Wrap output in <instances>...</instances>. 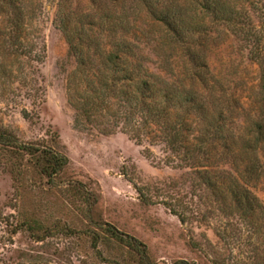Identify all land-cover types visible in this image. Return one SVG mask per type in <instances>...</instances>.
Wrapping results in <instances>:
<instances>
[{"label":"rangeland","instance_id":"374dc122","mask_svg":"<svg viewBox=\"0 0 264 264\" xmlns=\"http://www.w3.org/2000/svg\"><path fill=\"white\" fill-rule=\"evenodd\" d=\"M22 1L28 16L18 45L24 52L12 47L10 23L0 16V128L21 143L51 147L67 165L51 187L35 167L14 166L0 148V264L135 261L127 247L101 233L98 222L144 243L153 264H264V140L256 146L252 134L257 123L264 126V79L251 58L253 43L211 16L193 14L186 41H201L198 51L207 63L204 80L193 81L185 46L167 38L153 9L192 17L203 0H66L63 22L60 0ZM217 1L259 27L252 7L261 0ZM90 27L97 35L103 31L96 39H104L105 53L127 44L131 68L196 99L199 111L183 104L170 110L171 122L188 119L191 148L218 120L227 144H209L194 167H186L156 142L154 129L113 126L112 100L93 114L92 124L78 125L75 114L96 98L92 82L97 84L104 60L80 68L68 59V40ZM205 29L206 38L200 32ZM204 172L216 181L214 189ZM81 185L89 202L76 191ZM234 188L254 199L248 222L229 215ZM57 223L76 234L40 241L43 230Z\"/></svg>","mask_w":264,"mask_h":264},{"label":"trees","instance_id":"16d2710c","mask_svg":"<svg viewBox=\"0 0 264 264\" xmlns=\"http://www.w3.org/2000/svg\"><path fill=\"white\" fill-rule=\"evenodd\" d=\"M60 1L58 20L63 22V11L67 1ZM23 4L22 0H0V12L2 14L0 16L7 18L10 23V39L12 47L17 52L22 51L18 43L21 30L28 16V11H26ZM195 7L194 13H191L192 17L189 16V13L187 15L185 14L186 12L181 13L177 9H153L155 20L164 28L167 38L174 41V44L185 46L182 49L186 50L185 56L190 63L191 80L203 81L206 76L205 70L207 69L206 60L200 56L198 51L202 46L201 41L199 43L186 41L190 36L189 33L194 30L195 20L193 14L205 16L204 19H206V16H211L214 24L222 23L227 25L234 34L242 37L245 42L253 43L254 53L251 58L263 70L264 79V0L253 4L252 7L253 12L260 20L259 27L249 23L245 14L237 8H227L217 0H203ZM188 18H191L190 22L187 20ZM200 32H202V36L207 37L208 31L206 29ZM84 35L83 37L74 36L68 40V59L75 61L80 68L92 65L97 58H103L104 64L98 69L100 78H98L97 84L94 81L92 82L97 87L93 86L94 94L92 95V97L96 96V98L94 97V101L90 103H84L75 114V121L78 125L89 126L92 124L93 114L99 111L100 108L105 107L109 103L108 101L112 100L117 107V115L113 116V126L119 127L120 124H123L124 126H137L138 128L142 126L147 130L154 129L150 134H155V140L159 139L156 142H159L158 144L163 143L171 153L180 156L186 167H194L196 161L200 157L202 158L201 155L206 154L209 144H217L222 140H224L223 144H227L226 139L221 137V131L225 128L224 121L222 123L218 120L201 139L200 145H197L198 147L196 148H191L189 145V129L191 125H189L188 119L179 117L176 122H171L170 110L173 104H183L199 111V108L195 107L196 99L190 98V96L184 99L174 89L169 88L167 84L162 86L156 76H145L137 71V68H131L129 57L132 54V50L127 44L115 51L105 53L103 49L104 39L102 37H100L102 39H96V36H104L103 31L102 34L98 33L97 35L94 29L90 27L89 31ZM137 127L135 128L137 129ZM252 134L255 138V145L258 146L264 140V126L261 123H257ZM0 148L6 151L14 166L18 168L23 166L35 167L40 177L46 180L47 185L51 187L54 185L57 176L67 165V159L56 153L51 147L35 143H21L1 128ZM202 178H204V182L209 189L216 187L217 183L215 180L213 181V177H211L209 172H204ZM81 187L83 188L81 189ZM84 188L85 186L82 185L77 186L76 191L89 202L90 193L88 189ZM230 198L232 207L229 215L245 222L250 221L255 212L256 204L253 202L254 199L249 195V192L234 188L230 193ZM97 228L103 235L123 244L129 249L130 253L135 255L136 259L131 264H153L148 256L147 246L144 243L122 233L108 223L98 222ZM55 234L71 236L76 234V232L66 224L57 223L43 230V236L40 237V241ZM99 240L100 235H95V248H97ZM173 264L192 263L177 261Z\"/></svg>","mask_w":264,"mask_h":264}]
</instances>
